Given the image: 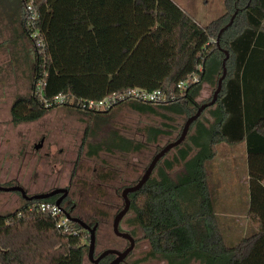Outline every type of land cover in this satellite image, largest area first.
Wrapping results in <instances>:
<instances>
[{"label":"trees","instance_id":"obj_1","mask_svg":"<svg viewBox=\"0 0 264 264\" xmlns=\"http://www.w3.org/2000/svg\"><path fill=\"white\" fill-rule=\"evenodd\" d=\"M21 2L24 30L35 54L30 91L18 96L11 108L15 124L41 117L49 108L46 101L60 93L76 100H101L135 87L176 91L180 81L199 77L175 99L135 100L133 109L160 116L162 126L145 128L146 142L120 136L109 149L139 151L161 136H172L168 121L188 118L211 100L198 101L205 84L216 88L229 52L227 74L208 117L200 119L204 110L182 144L188 138L190 142L160 159L157 171L130 193L128 222L133 234L140 228L141 239L149 243L133 263L158 259L166 264H264V0H225V12L206 25L173 0ZM27 2L39 16L32 26L25 18ZM234 14L218 45L220 30ZM35 30L43 48L32 37ZM242 143L251 176L248 215L259 231L230 245L216 214L208 164L222 144ZM176 167L182 171L174 178ZM41 200L55 202L52 197L24 200L0 213V264H83L89 235L71 218L76 232L58 228L47 212L29 209Z\"/></svg>","mask_w":264,"mask_h":264},{"label":"rangeland","instance_id":"obj_2","mask_svg":"<svg viewBox=\"0 0 264 264\" xmlns=\"http://www.w3.org/2000/svg\"><path fill=\"white\" fill-rule=\"evenodd\" d=\"M182 9L189 13L200 24L206 25L212 20L218 18L225 12V0H173ZM30 77L32 75V69H34V59L30 64ZM25 83V79L24 82ZM31 79H29L30 89ZM23 87H26L25 85ZM217 87V86H216ZM216 88L211 87L208 84L204 85V88L199 97V102H204L213 96ZM140 101V100H138ZM211 111V107L205 109L201 120L208 117ZM187 117L174 116L173 121H168L171 125L172 136H161L157 143H148L147 147L137 153H125L116 151L113 154L101 153L98 156H88V145L91 143H97L107 137L110 132L114 131L120 135L130 138L135 141L146 142L145 128L150 126H162V118L152 113H140L128 107V105L121 106L112 111L110 115L105 114H84L72 109H54L48 112L42 119L36 122H28L23 124L20 132L28 133L30 135L23 138L24 147L27 148L32 140L44 133L48 136V139L44 142V147L36 154L32 151L33 158L31 157L30 166V178L31 183L37 184L46 179V182H60L65 185L72 179L71 176L75 175V180L79 182L80 188H75L74 192L83 190L82 207L88 208L89 211L95 212L102 209L107 216L104 215L103 221L100 222L99 229L95 241V249L101 250L107 246L115 245L114 238L112 237V220L116 214V205L122 204L120 197L114 191V188L121 187L124 184L135 181L143 172L144 168L149 163L152 156L162 146L175 139L178 132L181 133L184 123ZM180 128V129H179ZM190 142L188 138L185 143L172 148L165 156L161 158H167L177 153L179 146H186ZM29 143V144H28ZM10 144V143H9ZM2 146L5 151L2 157V162L9 165L11 169L10 175L13 173L16 176V172L13 171L12 166H16L17 162L14 160L16 157L14 152L18 149L17 144ZM28 144V145H27ZM50 144V145H49ZM51 144H54V148H51ZM56 147V148H55ZM229 148V147H227ZM55 149L54 152L52 150ZM15 150V151H14ZM14 151V152H13ZM221 150V156L217 157V175L223 179V187L221 188L222 195L218 196L220 202H218V209L222 207L223 211L227 214L232 213L230 210L229 202L242 201V192L244 190V184L240 183L246 169L245 158L246 153L241 149L237 151L223 152ZM229 152V155L223 157L222 154ZM37 154H43L38 156ZM50 154V155H49ZM78 156H80L78 158ZM1 157V156H0ZM14 157V158H13ZM220 157V158H219ZM219 158V159H218ZM161 160L159 162H161ZM213 162V161H212ZM223 162L224 164H220ZM51 163L56 164L59 167L58 173H54ZM160 164V163H159ZM157 164V167H159ZM225 165V166H224ZM228 166V167H226ZM5 168V167H3ZM14 169H16L14 167ZM158 168L155 169V172ZM112 170V178L106 180L107 186L110 188V196L107 193L108 187L104 191L100 181V173L105 174ZM4 172V169L0 170ZM182 171L181 167H176L172 172V176L175 178L178 172ZM154 172V173H155ZM45 173V174H44ZM224 173V174H221ZM71 175V176H70ZM19 176V175H18ZM236 179V180H234ZM23 182H26L27 178H22ZM41 184V183H40ZM39 185V184H38ZM79 193V192H78ZM242 203V202H241ZM21 199H12L0 195V213L10 212L17 207L21 206ZM234 207L235 213L239 212L242 208L240 205L238 208ZM94 214V213H93ZM96 216L101 215L95 213ZM95 216V217H96ZM130 214L127 216L129 217ZM124 228H126L125 222H123ZM98 237V241H97ZM135 237L138 239L135 249L128 257V261L133 262L140 257L148 247L149 243L142 238V230L138 228L135 233ZM125 243V242H123ZM89 244V241H88ZM83 264H95L88 256H86ZM140 264H166L164 260L151 259Z\"/></svg>","mask_w":264,"mask_h":264},{"label":"crops","instance_id":"obj_3","mask_svg":"<svg viewBox=\"0 0 264 264\" xmlns=\"http://www.w3.org/2000/svg\"><path fill=\"white\" fill-rule=\"evenodd\" d=\"M34 54V47L24 30L23 6L21 0H0V148H2V146L4 148V146L10 143L9 145L13 146L17 144L19 149V153H17L18 157L16 158L17 165L14 166L16 169L13 168V171L17 174L16 176H14L13 173L11 175L8 173L9 165L5 164L4 161L2 162L3 153H5V151L0 149V170L4 169V172L0 171V181L3 182L12 180L14 177H18L22 180L25 172H28L27 167L24 165L25 160L23 155L22 132H20L21 127L19 125L16 127L13 124L11 108L14 100L18 96H26L30 91L28 86L29 79H31L29 66L34 59ZM33 70L34 69H32V74ZM24 79L26 84H23ZM24 85L26 87H23ZM240 147L245 153L247 152L245 144L242 143L238 145L222 144L220 153L221 149H224L223 152L228 151V149L235 152ZM226 154L229 155V152L222 154L223 157L226 156ZM5 157L6 156L3 158ZM217 157L212 160L213 162H209V167L207 166L209 184L215 202V208L216 204L220 202L217 198L222 195L221 188L224 183V178L216 173L218 163V161L216 162ZM247 158L246 153V169L240 180V183L244 184L242 203L240 202L239 204V202L233 200L229 202L230 210L233 211L229 214L223 211L222 207L220 209L216 208L217 217L224 230L226 240L230 245H236L243 239L259 231L257 224L252 222L248 215L250 209L251 176ZM220 164L224 163L221 162ZM236 205H242L239 211L241 213L234 212V207ZM239 206H237V208Z\"/></svg>","mask_w":264,"mask_h":264},{"label":"flooded vegetation","instance_id":"obj_4","mask_svg":"<svg viewBox=\"0 0 264 264\" xmlns=\"http://www.w3.org/2000/svg\"><path fill=\"white\" fill-rule=\"evenodd\" d=\"M30 88H31V85H30ZM134 101H135V99L126 98L125 100H123L121 102L118 101V102L112 104L107 109H99V110H93V111H95V112L99 111L100 113H94V114H98V115L99 114L110 115L113 110H115V109H117V108H119L121 106H124V105H128L129 108L133 109L130 104L134 103ZM46 107H49L48 110L46 111V113H44L38 119H35V120H32V121H25V122L18 123V124H15L13 122V124L16 127L18 125L19 126H23V129H24V125L23 124L28 123V122H36V121L42 119V117H44L48 112H50V111H52L54 109H66V108H68V109L76 110V111L84 113V114H87V113H85L86 111H92V110L81 109L77 105H73L71 103H69V104H65V103L64 104H57V103H54V104L46 105ZM133 110H135V109H133ZM135 111H137V110H135ZM137 112H139V111H137ZM94 114H92V115H94ZM21 135H22V143H23V138L28 136V135H30V134H28V133L24 134L22 132ZM120 136L125 137L123 135L118 134L117 132L112 131V132H110V134L107 137H105L101 141H99L97 143L89 144L88 145V156L95 157V156H98L99 154L104 153V152L106 154H113L116 151L125 152V153H137V152L142 151V150H139V151L126 152L124 150H120L119 148H115V147H112V148L109 149L108 147H109L110 143L116 137H120ZM47 139H48V136L46 134L42 133L39 136L35 137L32 140V142H31V136H30V144L29 143H28L29 145L27 144L28 145L27 148H25L24 144H23V155H24V160H25L24 161V165L28 169V172H25L24 177H26L27 180H26V182H23V180H20L18 177H14V179H12V180H7L5 182L0 181V186H2V187H18L19 188V189L10 190V191H6V190L0 189V195L2 194L4 197L6 196L8 198H11V200L12 199H21L22 202H23L24 200H28L27 199L28 197H32V196H35V195H38V194H50V193L58 191V192L54 193L53 195H51L50 197H52L55 200V202L57 200H60V207L63 209V211L66 214H69V216L71 218H75V219L80 220V221H73V222H76V223L80 224L81 227L83 228V230H85L87 232V235H89V237H90L92 231H94L95 236H97V233L100 231V229H99L100 222L103 221L104 215L107 216L104 213L106 211H103L102 209H99V210H96L95 212H91V211L88 210V208L82 207V197H83L84 191L83 190H81V191L79 190L77 192H74L73 187L76 186L75 187L76 189L80 188L79 187V182H77L75 180V175H74V179H73V176L70 175L72 177V179L68 182V184H65V185H62V184H60V182H57V181L56 182H48L47 183L46 179H42V181L40 182L41 184L40 183L33 184V183H31V180H29V179H31L30 176H29V174H30L29 163L31 162V160H30L31 157L33 158L31 150H33L35 154L37 152H39L44 147V142ZM133 141L136 142L135 140H133ZM52 145H54V144H51V148L52 147L54 148V146H52ZM93 150H95V151H93ZM159 150H157L156 153ZM54 151H55V149L52 150V152H54ZM17 153H19V149L16 150V153L14 152L16 157L15 158L13 157V158H14V160L16 162H17L16 158L18 157ZM37 155L41 156L43 154H40V155L37 154ZM79 157L80 156H78V158ZM151 159H150V161H151ZM150 161H149V163H150ZM149 163L144 168L142 174L135 181H133L131 183H128V185L124 184L121 187L114 188V191L118 194V196L120 197V200L122 202V204L116 205L117 211H116V214L114 215L113 220H112V232L111 233L113 235L112 236L114 238V242L113 243H115V245L107 246V247H105V248H103L101 250H96L95 249L94 259L98 258L102 254V252L105 251L106 249L113 248V249H118V250H125L130 245V242H129V240L127 238L116 234L115 228H114V219H115L116 215L125 206V197L123 196L124 189L127 188V187H131V186L135 185L140 180V178L144 174L145 170L147 169ZM51 165H52L53 172L54 173H58L59 167L56 164H54V163H51ZM12 168H14V166H12ZM10 172H11V169L9 168L8 169V173L10 174ZM153 172H154V170H153ZM153 172H152V174H153ZM104 173L105 174L100 173V181H101L102 184H104V185H102L103 188H101L100 190H102V192L105 194L104 191L108 187L106 180L109 179V178H112V175H113L114 172L112 173V170H109L108 172H104ZM152 174L150 175V177L152 176ZM107 193H108L109 196H110V194H113V192H110V188L107 190ZM130 193H132V192L128 193L129 200H130ZM130 205H131V200H130ZM95 213L96 214L100 213L101 215L96 216ZM129 214L131 215L130 208H129L128 212L124 215V217L120 220L118 228H119V230L121 232H128L135 238V247H136V244L138 243V239L135 237V235L132 232L134 226L130 225L129 222H128V217L127 216ZM123 222H125V224L127 226L126 228H124ZM97 241H98V237H97ZM89 242H90V239H89ZM123 242H125V243H123ZM135 247H134V249H135ZM133 250L127 255L125 260H123L119 264H134L133 262L128 261V257L133 252ZM109 255H113V258L110 261H112L116 257L115 254H109ZM109 255H107V256H109ZM107 256L102 258L99 261V263H95V262L94 263L95 264H100Z\"/></svg>","mask_w":264,"mask_h":264},{"label":"built area","instance_id":"obj_5","mask_svg":"<svg viewBox=\"0 0 264 264\" xmlns=\"http://www.w3.org/2000/svg\"><path fill=\"white\" fill-rule=\"evenodd\" d=\"M25 18L29 25H34V23L39 18L37 10L34 8L31 2H27L25 5ZM33 38H37L36 45L38 47L43 48L44 42L42 39L38 38L39 34L35 30L32 33ZM199 77L197 75L189 76L185 80H182L178 83L176 91H166L163 89H157L153 91H149L143 88L135 87L128 89L122 93H113L111 96H108L101 100H94V99H75L74 96H69L65 94H58L55 95L51 100L46 101V105L50 104H64V103H71L76 104L81 109L85 110H99V109H107L112 104L118 102V100H125L128 99H135L144 102H161L166 101L167 99H175L177 94H182L189 86L191 82H197ZM38 89L41 90V83H38ZM30 210L38 209L42 212H47L51 216L56 219V224L58 228H62L64 230H71L76 232L73 227H71L70 217L63 211V209L57 205L55 202H49L45 200H41L38 203H35L29 207Z\"/></svg>","mask_w":264,"mask_h":264},{"label":"water","instance_id":"obj_6","mask_svg":"<svg viewBox=\"0 0 264 264\" xmlns=\"http://www.w3.org/2000/svg\"><path fill=\"white\" fill-rule=\"evenodd\" d=\"M235 14L232 16L231 20L229 21V23L223 27L218 35V39H217V43L219 45V38L221 33L227 28L229 27L234 20ZM225 58L223 59L222 62V66H223V73L220 76V78L218 79V84L216 89L214 90L213 96L211 98V100L206 101L204 103H202L198 108L197 111L189 116L185 123L184 126L182 128L181 133L179 134V136L168 142L167 144H165L151 159L147 169L145 170L144 174L142 175V177L140 178V180L133 186L131 187H127L124 189L123 191V196L125 197V206L124 208L116 215L115 219H114V228H115V232L117 235L123 236L125 238H127L130 242V245L125 249V250H118V249H113V248H109L106 249L105 251L102 252V254L94 259V252H95V241H96V236L94 231L91 232L90 235V242H89V251H88V257L89 259H91L93 262L95 263H99V261L104 258L105 256L109 255V254H115L116 257L110 261L108 264H119L120 262H122L123 260H125V258L127 257V255L134 249L135 247V238L128 232H121L118 228L119 222L120 220L124 217V215L128 212L129 208H130V200L128 197V193L129 192H133L136 191L138 189H140L149 179L150 175L152 174L153 170L155 169L156 165L158 164L159 160L165 156L172 148L180 145L187 137L191 124L198 119V117H200V115L202 114V112L209 106H212L218 99V95L222 89V85H223V80L226 77L227 74V66H226V62L229 58V52L226 50L225 51ZM0 189L2 190H6V191H10V190H15V189H19L18 187H2L0 186ZM21 189V188H20ZM58 192V191H56ZM50 193V194H38L32 197H28V200H33V199H46L49 198L51 195H53L54 193ZM56 204L60 206V200L56 201ZM69 216V214H67ZM70 217V216H69ZM71 218V217H70ZM73 221H80L78 219L75 218H71Z\"/></svg>","mask_w":264,"mask_h":264}]
</instances>
